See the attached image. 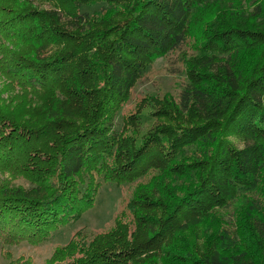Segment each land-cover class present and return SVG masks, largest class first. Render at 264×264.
<instances>
[{
	"label": "trees",
	"instance_id": "16d2710c",
	"mask_svg": "<svg viewBox=\"0 0 264 264\" xmlns=\"http://www.w3.org/2000/svg\"><path fill=\"white\" fill-rule=\"evenodd\" d=\"M161 57L176 98L123 115ZM0 72L2 247L135 183L45 264H264V0H0Z\"/></svg>",
	"mask_w": 264,
	"mask_h": 264
},
{
	"label": "rangeland",
	"instance_id": "374dc122",
	"mask_svg": "<svg viewBox=\"0 0 264 264\" xmlns=\"http://www.w3.org/2000/svg\"><path fill=\"white\" fill-rule=\"evenodd\" d=\"M47 6L51 7L50 4ZM182 81L183 76L176 77L169 72L168 57L158 58L152 63L148 73L132 89L130 98L123 106V115L149 111L151 104L153 108L160 107L161 104L157 99L163 93H171L176 98ZM4 83L5 79L0 72V88L4 87ZM231 139L236 145L243 146L242 140L238 137L232 136ZM6 177L8 175L0 173V178ZM135 185V183L119 185L116 182H105L95 205L88 209L78 221L61 228L51 240L38 245L23 242L7 248L0 244V264L9 262L10 252L13 257L24 256L32 264H45L55 255L58 248L68 243L77 230L90 231V235L107 231L113 226L115 217L126 209ZM90 235L88 238L91 237Z\"/></svg>",
	"mask_w": 264,
	"mask_h": 264
}]
</instances>
